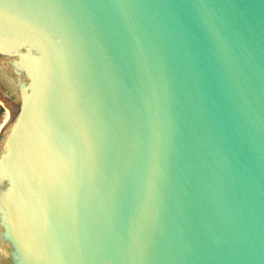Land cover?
<instances>
[{
  "label": "water",
  "instance_id": "1",
  "mask_svg": "<svg viewBox=\"0 0 264 264\" xmlns=\"http://www.w3.org/2000/svg\"><path fill=\"white\" fill-rule=\"evenodd\" d=\"M0 264H264V0H0Z\"/></svg>",
  "mask_w": 264,
  "mask_h": 264
},
{
  "label": "rangeland",
  "instance_id": "2",
  "mask_svg": "<svg viewBox=\"0 0 264 264\" xmlns=\"http://www.w3.org/2000/svg\"><path fill=\"white\" fill-rule=\"evenodd\" d=\"M5 116H6L5 105L2 102H0V126H1Z\"/></svg>",
  "mask_w": 264,
  "mask_h": 264
},
{
  "label": "bare ground",
  "instance_id": "3",
  "mask_svg": "<svg viewBox=\"0 0 264 264\" xmlns=\"http://www.w3.org/2000/svg\"><path fill=\"white\" fill-rule=\"evenodd\" d=\"M0 102H2V101L0 100Z\"/></svg>",
  "mask_w": 264,
  "mask_h": 264
}]
</instances>
